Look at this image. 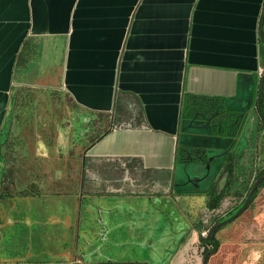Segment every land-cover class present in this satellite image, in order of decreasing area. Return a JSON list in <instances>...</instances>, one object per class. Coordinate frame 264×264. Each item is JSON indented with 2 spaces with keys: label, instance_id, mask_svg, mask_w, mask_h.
Returning a JSON list of instances; mask_svg holds the SVG:
<instances>
[{
  "label": "crops",
  "instance_id": "0c3cea01",
  "mask_svg": "<svg viewBox=\"0 0 264 264\" xmlns=\"http://www.w3.org/2000/svg\"><path fill=\"white\" fill-rule=\"evenodd\" d=\"M263 5L0 0V145L16 94L55 91L77 114L110 118L87 154L90 178L139 182L142 167L166 189L160 195L175 184L182 195L205 193L257 119ZM219 118L243 124L220 129Z\"/></svg>",
  "mask_w": 264,
  "mask_h": 264
},
{
  "label": "flooded vegetation",
  "instance_id": "af4514ba",
  "mask_svg": "<svg viewBox=\"0 0 264 264\" xmlns=\"http://www.w3.org/2000/svg\"><path fill=\"white\" fill-rule=\"evenodd\" d=\"M262 27L264 29V23ZM262 42L264 43V37ZM49 92L53 91L23 88L15 95L9 129L2 137L0 145V148L4 150L1 158L6 167L11 160L10 152L7 156L6 151L8 152L15 140L23 144L34 131L39 129L43 136L42 140L45 142L43 141V145L38 143V149L46 150L42 154L44 156L40 157L39 154L28 151L31 157L27 165L36 166V169L29 170L31 175L36 174L43 178L47 175L48 181L53 183L57 190L42 192L35 183L30 184L26 190L20 191L18 198L21 199L20 202H24L20 203V209H26L25 204L36 198H57L61 204L56 206L59 209L58 214L50 215L45 222H42L40 217L36 220L27 218L28 213L22 221L18 216L11 221L9 226L13 231L17 228L16 226L23 223H26L27 229L22 230L18 227V235L12 231L9 232V238L21 241L22 237H26V242L29 241L32 248L39 249L34 255L29 253L26 257L29 259H24V263L15 262V264H103L99 261L102 257V254H98L100 247L93 243L87 230L92 229L95 236L97 234L101 241L107 242L110 233L119 228L121 230L125 223L128 225L125 230L126 237L130 239L127 240V244L137 241L142 231H146L140 235L142 240L139 243L147 248L149 253L147 259L140 261V264H161V262L205 264L206 256L208 258L206 264H264V181L258 187L248 208L236 219L220 227L209 239L213 227L236 214L244 205L255 183L264 176V125L257 105L255 111L257 119L254 116L244 133L246 146L238 154L236 153L234 162H232L233 159L227 160L224 171L205 193L204 190L194 191L195 193L186 191L182 195L180 191L183 189L175 184L176 187L173 185L174 188L167 190V194L160 195L158 192H164L166 189L151 181L149 171L140 167L138 163L139 182L128 180L119 184L111 179L105 181L99 177L90 178L91 174L88 170L90 166L86 168L84 162L93 145L92 141L97 136L92 138L97 129V122L92 117L89 118L91 120L85 126L83 134L80 132L79 117L75 110L72 112L75 116L71 120H68L65 114L57 116L58 130L55 133L45 120L46 114H42L39 125L31 124L35 117V101L43 102L45 113L51 97ZM214 117L209 115L206 118L212 122ZM62 121H69L71 129L66 130L68 123H65L66 127L61 126ZM218 123L220 129L225 124H230L237 131L242 127L243 119L219 118ZM80 147L83 149L82 179L79 189L72 190L65 185L74 178H71V174L76 171V165L75 168H70L72 161L70 156ZM5 182L7 179L4 178L2 184ZM0 193L8 194L10 197L2 204L6 201L15 202V196L5 191ZM131 193L133 194L130 195ZM150 197L154 198L150 199ZM100 198H110L113 204L112 209H105ZM149 200H153L154 203H148ZM136 201H143L144 206L137 209L133 206ZM47 209H49L48 206L41 204V207L34 210L39 212ZM117 212H127L129 219L113 225L112 216ZM152 212L155 216L151 218L149 215ZM245 216H248L247 221H241ZM56 218L60 220L59 228L56 227L58 222L48 223ZM3 220L4 218L0 216V243L6 229L4 226L6 223ZM162 220L164 221L160 223ZM83 222H86L84 226ZM91 222L99 227L102 225L101 230L96 231ZM229 224L231 227L224 231L226 238L224 240V236L219 238L218 233ZM82 226L87 233L79 234ZM156 231H160L157 236L154 234ZM242 251H246V254L241 259L238 255ZM224 253L229 255L224 256ZM130 262L127 259L115 263L129 264Z\"/></svg>",
  "mask_w": 264,
  "mask_h": 264
},
{
  "label": "rangeland",
  "instance_id": "374dc122",
  "mask_svg": "<svg viewBox=\"0 0 264 264\" xmlns=\"http://www.w3.org/2000/svg\"><path fill=\"white\" fill-rule=\"evenodd\" d=\"M49 93L51 97L48 103V108L45 113L43 112L44 111L43 106H45L43 102L40 100L35 101L34 103V110H35L34 116L35 117H34V121H32L31 124H33L34 126L39 125L40 121L42 120L41 119L42 114L43 115L46 114L45 120L48 121L50 129L53 131V133H55V131L58 130L56 127L57 116L59 117L60 115L65 114L67 116V119L71 120L75 116L72 113L73 110H75L74 112L76 114L78 110H76L75 108L73 109V105L71 104V102L68 100V98L65 95H62L59 92H55V91L49 92ZM78 117H79L80 132L81 134H83L85 133L84 131L85 126L88 124V122L91 119H89L90 117H86L82 112L78 113ZM93 119L96 120L97 122V129H96V132L92 135V138H94L97 134H99V132L107 129L110 124V118H106V117H102L98 115L96 118H93ZM65 123H68V127L66 130H68L69 128L71 129L70 127L71 124L69 123V121L67 122L62 121L61 126L66 127L67 125ZM8 129H9V125L7 123L5 126V130L3 132L4 135L2 134L3 135L2 137L5 136V133H7ZM14 139L16 138L14 137ZM42 139H43V136L39 132V129H37L36 131L33 132L31 136L27 138L25 143L21 144L20 142L19 144V142L15 140L13 145L9 147V149L7 148L8 152L5 149L7 156H8V153L10 152L11 160L10 161L8 160L9 163L8 165H6V167H4L3 160H2V165H0V191H5V192L10 193L12 196H15L14 198L15 202L11 203V201H8V202L6 201L3 204L0 203V216L4 218L3 221L6 223L4 225L6 228L4 230L5 234L0 243V264H15V262L24 263L23 261L24 259H29V258H26L29 255V253L30 254L32 253L34 255V253L38 252L39 250L38 247L32 248L30 242L29 241L26 242V237H22L21 241L12 240L11 238H9V232H12L11 226H9L11 221H14V219L17 218V216L21 219L20 221H22V219L25 217V214L28 213L27 218H30V219L34 218L36 220V218L40 217L42 219V222H45L46 220H48L50 215L54 213L58 214L57 210L59 209L56 208V206H60L61 204L59 203V200L57 198H47L48 200L44 198H36L34 201H31V202L28 201L27 204H25V206L27 207L26 209H23V210L20 209V203H24V202H20L21 199L18 198L20 196V191L26 190V188H28L30 184L35 183L40 189V191L42 192H46V191L54 192L57 190V188L54 187L53 183L48 181L47 175H44V178L39 177V175H36V174L31 175V172L29 170L36 169V166L34 165L32 167V166L27 165L28 164L27 161L28 159L30 160V157H31L28 151H32L33 153L39 154V157L44 156L42 154L45 152L46 149L45 150L44 149L42 150L40 148L38 149V143L43 145L44 140ZM37 149H38V152H37ZM2 151L4 150L1 149L0 151L1 156H2ZM70 159L72 160L70 163V166H71L70 168H75L74 166L76 165V171L71 174V178L72 177L74 178L68 184L65 183V185L67 186V188H72V190L79 189L80 184H81V179H82V173H83V166H82L83 149L80 147V149L77 150L75 154L71 153ZM85 160H86V168H89V158L86 157ZM6 171L8 172L6 173ZM4 178L7 179V182H5V184H2ZM62 188H64L63 185H62ZM99 200L102 201L104 205L103 207L105 209L107 210L112 209L113 204L110 198L109 199L100 198ZM99 200L97 199V201ZM41 204H44L45 207L48 206L49 209L44 210V211H39V212L34 210L35 208L37 209L38 207H41ZM133 204H134L133 206H136L137 209L139 207L144 206L143 201H136ZM149 206H154V205L149 204ZM153 215L155 216V213L152 212V214H150L149 216H151L152 218ZM247 217L248 216L243 217L241 221H247L248 219ZM112 218L114 220L113 225H115L117 222H122V221L124 222L125 220H128L129 215L127 212L126 213L117 212L112 216ZM163 221L164 220H162L160 223H162ZM51 222H58L57 223L58 225L56 224V227L57 228L61 227L59 224L60 223L59 218H56L54 221L50 220L48 223H51ZM82 224L84 226L86 222H83ZM91 224H93L94 229L96 231H100L102 228V225L101 227H99V225L95 223L91 222ZM83 226L79 234L80 233L85 234L88 232L89 234L88 236L91 237L90 239L93 241V243L96 244V246L100 247V251L98 252V254L99 255L102 254V257L99 258V261L103 264H110L109 262H111V264H118L115 262H121V260H127V259L131 261L129 264H140L141 263L140 261L145 260L148 257L147 256V254L149 253L148 249L142 247V245L139 243L140 240H142V237H140V235L146 231H142V233L137 237V241H135L132 244H127V240H130V239H127L126 233H125V230L128 227L127 223L123 225L121 230L119 228V229H116L114 232H111L108 237L107 242L101 241L100 238H98L97 234L95 236L92 229L87 230L86 232ZM16 227L17 228L14 231L17 235L19 232L18 227L22 228V230L27 229L26 223L19 224ZM48 227L51 228L50 226ZM158 227H160V225H158ZM230 227H231V224L227 225L226 228L222 229L218 233V237L219 238H221V236L223 237L224 231ZM158 232L160 231H156L154 232V234L157 236ZM226 236L227 235L223 237V240L224 238H226ZM92 248H93V245H92ZM245 254H246V251L240 252V254L238 255V258L242 259ZM227 255H229V253H224V256H227ZM154 264H157V263H154ZM161 264H164V263L161 262Z\"/></svg>",
  "mask_w": 264,
  "mask_h": 264
},
{
  "label": "trees",
  "instance_id": "16d2710c",
  "mask_svg": "<svg viewBox=\"0 0 264 264\" xmlns=\"http://www.w3.org/2000/svg\"><path fill=\"white\" fill-rule=\"evenodd\" d=\"M264 23V5H263V10H262V14L260 17V21H259V40L260 42H262V38L264 37V29L262 27ZM257 110L259 112V115L263 121V125H264V75L263 77L260 79L259 81V91H258V99H257ZM108 132V130L104 131V132H99V134H97V136L93 139L92 144H94L96 141H98L99 139H101L104 135H106ZM86 163V160L85 162ZM9 195L5 194V193H0V203L2 204V202H4L5 200L9 199Z\"/></svg>",
  "mask_w": 264,
  "mask_h": 264
},
{
  "label": "water",
  "instance_id": "95a60500",
  "mask_svg": "<svg viewBox=\"0 0 264 264\" xmlns=\"http://www.w3.org/2000/svg\"><path fill=\"white\" fill-rule=\"evenodd\" d=\"M263 181H264V176L261 177V178L255 183V185H254V187L252 188V190H251V192H250L248 198L246 199L244 205L239 209V211H238L236 214H234V215L231 216L230 218H228V219H226V220H224V221L218 223L217 225H215V226L213 227V229H212L211 232H210L209 239H211L212 235H213V234H214V233H215L220 227H222L223 225H225V224H227V223H230L231 221H233L234 219H236L238 216H240V215H241V214H242V213L248 208V206H249L250 202L252 201V199H253V197H254V195H255V193H256L258 187L260 186V184H261ZM12 231H13V230H12ZM14 232H15V231H14ZM207 260H208V258H207V256H206V258H205V264L207 263Z\"/></svg>",
  "mask_w": 264,
  "mask_h": 264
},
{
  "label": "built area",
  "instance_id": "2783aa9c",
  "mask_svg": "<svg viewBox=\"0 0 264 264\" xmlns=\"http://www.w3.org/2000/svg\"><path fill=\"white\" fill-rule=\"evenodd\" d=\"M263 73H264V70H261V71H260V76L263 75Z\"/></svg>",
  "mask_w": 264,
  "mask_h": 264
}]
</instances>
